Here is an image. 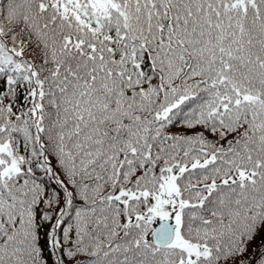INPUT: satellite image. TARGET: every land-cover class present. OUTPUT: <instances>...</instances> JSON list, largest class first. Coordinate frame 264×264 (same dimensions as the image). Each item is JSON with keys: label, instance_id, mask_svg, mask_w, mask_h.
<instances>
[{"label": "snow or ice", "instance_id": "1", "mask_svg": "<svg viewBox=\"0 0 264 264\" xmlns=\"http://www.w3.org/2000/svg\"><path fill=\"white\" fill-rule=\"evenodd\" d=\"M0 264H264V0H0Z\"/></svg>", "mask_w": 264, "mask_h": 264}]
</instances>
